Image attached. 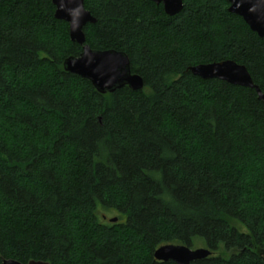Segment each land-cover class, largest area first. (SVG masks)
Instances as JSON below:
<instances>
[{"label": "trees", "instance_id": "obj_1", "mask_svg": "<svg viewBox=\"0 0 264 264\" xmlns=\"http://www.w3.org/2000/svg\"><path fill=\"white\" fill-rule=\"evenodd\" d=\"M182 1L85 0L86 45L145 85L103 95L64 71L83 47L52 0H0V264H176L155 252L200 242L191 264H264V103L188 72L234 61L264 93V40L227 0Z\"/></svg>", "mask_w": 264, "mask_h": 264}, {"label": "water", "instance_id": "obj_2", "mask_svg": "<svg viewBox=\"0 0 264 264\" xmlns=\"http://www.w3.org/2000/svg\"><path fill=\"white\" fill-rule=\"evenodd\" d=\"M156 5H162L167 15L173 17L184 9L182 0H151ZM228 11L241 17L251 31L264 40V0H227ZM56 8L55 18L69 24L70 38L73 43L83 47L79 57L65 60L64 71L87 80L103 95L113 94L117 90L128 87L132 91H143L145 85L142 77L133 74L129 57L118 51H96L86 45L84 29L97 20L85 9V0H52ZM193 76L203 80H218L233 86L254 89L264 103V93L254 81L245 66L234 61H224L208 65H199L188 69ZM117 223L118 218L110 220ZM212 251L205 248L192 249L184 245H166L155 252V260L159 262H174L176 264H191L207 259ZM2 264H22L15 260L4 259ZM29 264H49L42 261H31Z\"/></svg>", "mask_w": 264, "mask_h": 264}, {"label": "rangeland", "instance_id": "obj_3", "mask_svg": "<svg viewBox=\"0 0 264 264\" xmlns=\"http://www.w3.org/2000/svg\"><path fill=\"white\" fill-rule=\"evenodd\" d=\"M103 215H105L107 217V221H109V220H111L113 218H117V215L116 214H113V213H105V212L100 213V216H103ZM243 230H245V229H243ZM199 248H205L204 245H202L201 242H200V245H198V246L195 247V249H199Z\"/></svg>", "mask_w": 264, "mask_h": 264}]
</instances>
